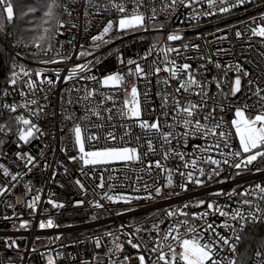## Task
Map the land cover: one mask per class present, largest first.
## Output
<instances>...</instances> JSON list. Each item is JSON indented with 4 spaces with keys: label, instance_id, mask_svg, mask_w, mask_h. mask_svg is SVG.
<instances>
[{
    "label": "built area",
    "instance_id": "obj_1",
    "mask_svg": "<svg viewBox=\"0 0 264 264\" xmlns=\"http://www.w3.org/2000/svg\"><path fill=\"white\" fill-rule=\"evenodd\" d=\"M169 0H148L146 15H150L152 7L160 9ZM66 11L61 15L60 21L63 28L55 32V40L59 42L56 49L45 51L40 59H32L19 55L6 47L19 61L14 66V71L19 73L17 83H10L12 73L4 80L0 79V164L4 165L12 174L20 173L22 179L11 181L10 176H4L0 170V188L8 187L9 192L0 195V261L3 264H48L47 256L51 254L55 264H139L137 257L144 255L146 264H153L157 253L151 248L154 243L163 242L165 233L177 219L185 217L166 216L168 210L183 209L189 214L190 224L198 232L202 233L203 239L210 237L208 232L203 231L207 223H214L216 231L230 238L235 243L233 231L221 227L225 217L210 215L206 220H199L191 217L193 213H201L205 207H196L198 201L213 202L225 210L239 209L242 213L254 211L248 205L239 203L243 199L240 196L228 197L227 195H214L217 192L229 193L235 190L242 192L256 184L264 186V160L257 159L248 169L237 170L230 164H224V159H233L230 152L238 151V143L233 135L228 141V146L221 144L220 148L214 147L217 137H202L192 135L187 139L173 140L172 145H165V148H175L185 154V160L174 156L166 161L162 160L165 167L173 172V185L167 186L166 173L157 169L145 171L149 162L161 159L159 155H148L142 158V162L134 163L129 168L123 164L98 166L92 169L89 166H82L79 161L70 159L72 156H79L74 146V135L72 128L75 123H81L86 127L87 133H96L101 138L99 142L86 143V150L93 147H102L105 144H117L137 147L136 136L142 135V130L133 126L124 141H105L104 136L107 130H112L117 137L125 135V126L131 125L132 121H125L118 115H114L111 122L107 120L109 113L106 109L121 107L126 93L123 90H114L102 87L97 81L104 76L121 72L127 73L129 59L136 60L148 72L154 61L163 67L162 56L158 49L161 46H171L180 50V54H170L177 65L189 63L191 73L204 85L205 97L195 95L200 91L193 88L190 93H175L178 86L177 80H170L165 86L162 81L169 77V73L161 71L159 74H150L147 79L128 78L126 83H135L141 93V104L146 109L142 118L153 120L159 117L165 131L172 130L177 133L184 131L182 127H176V121L171 112V100L169 108L162 109L161 94L167 92L176 95L185 103L192 101L201 104V110L196 117L201 119L213 116V123L219 122L222 127L220 131L234 133L231 121L234 119V112L237 107L247 104L250 107V115H255L259 110L257 97L253 92L257 87L264 89V43L259 38L251 37L249 27H254L264 17V0H246L243 5L232 8L230 12L220 13L212 9L214 15H203L209 11L206 0L193 4L191 7L176 5L175 10L160 12L156 18L154 27L149 24L148 30H138L130 33L109 34L111 42L101 44L94 41L105 23L109 20H117L118 13L114 9L100 11L105 0H59ZM131 8V5H128ZM145 11V9H141ZM236 31L243 33L242 37L235 36ZM178 33L182 38L177 41L167 42V35ZM109 37H105L108 39ZM226 37V39H223ZM5 44V42H3ZM95 44H101L95 47ZM157 49L151 55L145 57L148 50L153 46ZM187 44L189 47L184 48ZM192 45H199L196 50ZM15 47L20 48L19 43ZM89 51L92 54L80 57L81 51ZM38 53L35 47L31 51ZM205 59H201V57ZM211 58V62L207 59ZM61 58H63L61 60ZM55 59L58 63H42V61ZM125 61L124 64L120 60ZM90 64L91 71L81 73L80 76H95L96 80L81 79L80 76L71 80H65L70 70L83 63ZM219 64L220 67H216ZM241 69L237 72L236 66ZM231 66V67H230ZM23 67L33 73L31 80L36 81L35 71H43L44 77L55 81L53 85L47 83L38 84L34 91L26 87L29 77H24L20 72ZM134 67V65L132 66ZM59 72V79L56 73ZM244 72L248 75L245 76ZM241 78V91L232 95V82L236 76ZM43 78V77H42ZM249 81H252L249 84ZM219 83L220 87H217ZM95 90V95L88 101L83 100L86 91ZM23 92V95L21 93ZM147 93L145 101L144 93ZM264 95V92L261 93ZM112 96L113 99L105 100L104 97ZM35 99L36 105H22ZM71 100L73 103L69 104ZM204 101L207 106L204 107ZM5 105H16L17 110L12 112ZM256 105V108H251ZM96 108L101 113V118L92 116L86 112V107ZM215 109V111H213ZM168 111L170 115L165 117L162 113ZM24 116L31 119L40 129L35 133V138L25 144L18 142V133L24 126L18 122L17 117ZM68 116L74 119H68ZM102 125V127H97ZM86 133V134H87ZM139 145L143 151H147L144 140ZM210 149L209 151H201ZM18 153H27L34 158L35 166L31 171L25 167V162L18 159ZM223 153V155L221 154ZM211 156L221 161L218 176L208 179L209 173L216 165L203 163L199 157ZM197 159L198 167L204 169L206 175L199 178L204 181L202 185H196L181 176L180 172H187L184 163ZM81 167L84 173H81ZM67 169V171H65ZM105 169H108L106 171ZM178 170V171H177ZM239 171V174L237 172ZM104 175L105 187L99 188L98 177ZM111 175L113 179L108 180ZM125 176L128 179H125ZM137 176L142 179L137 180ZM194 176H199L194 172ZM79 179L84 184L81 189L75 181ZM145 183L148 188L145 189ZM16 187L13 188L12 185ZM30 184L34 189L32 195L25 196L24 185ZM186 184L187 190L180 185ZM160 187L159 196L155 188ZM138 189V191L136 190ZM39 191L41 202L33 213L30 208L25 207L24 201H31L32 196ZM125 195L129 197H147L149 193L152 199H132L130 203L123 201L112 202L102 199L103 194ZM63 204L62 208H53L47 203L48 199ZM255 200V198H253ZM99 202L103 207H96ZM264 209V202L255 201ZM185 204L190 205L184 209ZM53 220L51 228H40L42 221ZM22 221H28L27 228H20ZM239 231L240 240L236 244L235 254L227 248L219 249L220 256L217 259H236L238 263L240 246L246 230L250 226H261L264 220L252 223L248 222L242 231L240 224L229 220ZM158 225V228H154ZM139 228L141 231L137 232ZM185 229L181 228V232ZM111 233V235H108ZM175 235V233H173ZM118 238V239H117ZM133 243L140 244L139 249H134L127 243L129 239ZM15 241L18 248L7 249L5 242ZM99 240V247L97 246ZM115 243L123 245L120 252L113 251ZM167 250V249H165ZM258 251L264 253V247ZM255 252L251 264H264V256L257 257ZM130 257L125 261L124 257Z\"/></svg>",
    "mask_w": 264,
    "mask_h": 264
},
{
    "label": "snow or ice",
    "instance_id": "obj_2",
    "mask_svg": "<svg viewBox=\"0 0 264 264\" xmlns=\"http://www.w3.org/2000/svg\"><path fill=\"white\" fill-rule=\"evenodd\" d=\"M91 3V0H89ZM147 2L148 0H105L103 6L99 7L98 10L105 11L114 9L118 13V19L113 21L109 20L103 26L101 32L93 37L94 41H100L101 44H107L111 42V37L109 34L113 31L117 33H130L138 30H148L150 22L155 24L156 18L160 12L167 11L169 9L175 10L176 5L179 3L184 7H191L193 4L200 3L201 0H169L165 3L163 7L157 9L152 7L150 10V15H146L147 11ZM208 4L209 11L204 12L203 15H214L215 13L212 9H217L220 13L230 12L232 8L243 5L246 0H206ZM131 5V8L128 7ZM47 11L45 12V19L43 23L38 27L43 29V35H38L33 40L34 46L37 49L43 47V42L47 39H51V34L63 28V23L60 21L59 16L66 11L64 6L57 2V0H49L47 4ZM0 9L6 15L8 21H12L14 18V8L11 3V0H0ZM145 9V11H141ZM31 11V10H30ZM45 25H47L45 27ZM248 31L251 37L259 38L261 43H264V17H261V22L256 23L254 27H249ZM243 33L241 31H236L235 36L237 38L242 37ZM105 37H109L105 39ZM182 37L178 33H170L167 35V42L180 40ZM226 39V37H223ZM101 44H95V47H100ZM189 46L184 45V48L187 49ZM196 50H199V45H192ZM157 49V46L154 44L146 53L143 59H146L148 55H151L154 50ZM48 51V49H45ZM159 54L162 56L163 67L160 66V63L154 61V66H150L149 71L146 72L145 68L136 60L129 59L126 63L129 66L127 73H121L119 71L110 73L104 76L102 79L97 82L102 87L112 88L114 90H123L127 95L123 100L121 107L116 109L115 113L112 108L106 109L109 113L107 120L111 122L114 118V115H118L121 119L125 121H132L131 125L125 126V135L117 137L112 130H107L106 135L103 137L105 141H124L125 137L129 135L130 130L133 126H137L142 130V135L136 136L134 139L137 142V147L124 145L118 146L117 144H105L102 147H93L91 144L90 150H86V143L89 142H99L100 136L96 133H87L86 127H82L81 123H75L72 128V133L74 135V146L79 152V156L70 157L73 161H79L82 166H89L92 169H95L98 166H107L114 164H123L125 168H129L134 163L142 162L143 157L148 155H159L161 159H156L154 162H149L145 168V171H150L152 169H157L160 172L166 173L167 186L171 187L173 185V172L165 167L162 163V160L166 161L170 156H174L180 160H185V154L177 151L175 148H165V145H172L173 140L179 141V139H187L192 135H200L202 137H217V141L214 145L215 148L219 149L221 144L225 147L228 146V141L234 135L239 141V150L230 152L229 155L233 157L230 161L229 159H224V164H230L237 170L248 169L257 159L264 160V95H261L264 92V89L257 87L253 92L257 99V104H259V110L256 111V114L250 115V107L245 104L241 107H237L234 112V119L231 121V127L235 130L234 133H228L225 131H220L222 125L219 122H212L213 116L209 113L208 116L201 119H197L202 105L194 103L192 101H187L186 103L178 98L172 93H163L160 96L162 101V109L169 108V101L171 100V112H174L172 116L173 120L176 121V127H182L183 132L177 133L172 130V126H168L169 130L165 131L161 120L159 117H156L153 120L142 118L146 109L142 107L141 104V93L138 91V88L135 83L129 84L126 83L128 78L135 79H147L150 74H159L161 71L169 73V77L164 79L162 83L167 86L170 80H177L178 86L175 89V93L179 94L181 92L190 93L193 88H199L200 91L196 92L195 95L205 97L207 94L204 92V85L197 80L196 76L193 75L190 71L191 65L189 63H184L182 65H177L174 59L170 58V54L176 53L180 54V50L171 46H161L158 49ZM92 53L85 50L79 53L80 57H85L91 55ZM63 58H61L62 60ZM205 59V57H201ZM211 62V58H207ZM55 59H50L42 61V63H58ZM92 62L78 64L74 66L68 75L65 77V80H71L74 77L80 76L81 73L90 72V64ZM121 64H124L123 59L120 60ZM134 65V67H132ZM216 67H220L219 64H216ZM231 67V66H230ZM237 72H240L241 69L239 66H236ZM20 72L24 77H29L26 81V87L30 91H34L38 84L47 83L48 85H53L54 80L44 77L43 71H35L34 75L37 77L36 81L31 80L32 72L20 68ZM244 75L247 76L248 73L244 72ZM19 73L13 71L12 79L10 83L15 85L17 83V78ZM57 79H59V72L56 73ZM43 77V78H42ZM81 79L96 80L95 76H80ZM252 81H249L251 84ZM219 88V83L217 84ZM241 91V78L239 75L236 76L235 80L232 82L231 92L233 96H236L237 93ZM23 95V92L21 93ZM95 95V90L86 91V94L83 97V100L88 101ZM145 101L147 100V93H144ZM105 100L113 99L112 96L104 97ZM69 104L73 103L71 100L68 101ZM28 104L36 105L37 101L35 99L28 101L27 104L22 105L27 107ZM203 106H207V102L204 101ZM9 108L10 111L15 112L17 110L16 105H5ZM251 108H256V105H252ZM215 111V109H213ZM86 112L90 113L92 116L101 118V113L93 107H86ZM171 112L165 111L162 114L167 117ZM68 119H74L72 116H68ZM18 122L24 127L20 129L18 133V142L22 141L27 144L30 139L35 138V133L39 132L40 129L32 122L31 119L25 118L24 116L17 117ZM102 119V118H101ZM97 127H102L98 125ZM2 130V129H0ZM87 133V134H86ZM141 139L144 140V146H146L147 151H143L142 147L139 145ZM2 143V142H0ZM210 149H203L201 151H209ZM223 155V153H221ZM18 159L25 162V167L31 171V167L35 166L34 158L27 153H18ZM199 160L203 163H208L211 165H216V168H213L209 173H207L208 179L211 180L213 176H218L220 171L221 161L213 159L211 156L208 157H199ZM185 169H191L187 172H180L181 176L186 177V180L190 183L196 185H202V181L199 177L205 176L206 173L203 168L198 167L197 159H192L190 162L184 163ZM0 170H2L4 176H10L11 181H18V177L22 179L20 173L12 174L9 169L4 165L0 164ZM108 171V169H105ZM67 171V169H65ZM178 171V170H177ZM194 172H198L199 176H194ZM81 173H84V168L81 167ZM239 174V171L237 172ZM113 179L111 175L108 176V180ZM125 179H128L125 176ZM142 179V177L137 176V180ZM99 188L105 187V177L100 175L98 177ZM75 183L81 188L84 189V184L81 183L79 179ZM13 188L16 187L15 184L12 185ZM25 193L23 195L30 196L32 195L34 189L30 184L24 185ZM145 189L148 188V185L145 183ZM180 187L183 190H187V185L182 184ZM138 191V189H136ZM6 192H9L7 186L0 188V195H4ZM155 193L157 196L161 193V188L156 187ZM214 195H227L228 197L240 196L243 197L239 203L243 205H248L250 208L255 210L249 213H242L239 209L236 210H225L216 203L206 202L204 200L198 201L196 207H205L206 210L201 213H193L191 217L206 220L210 215H219L220 217H225L221 223V227L229 228L233 231L235 243L226 238L223 235H220L216 231V225L214 223H207L203 231L210 234L209 239L204 240L202 233L198 232L195 227L191 226L189 214L183 209L180 210H168L166 216L169 218L172 217H185L184 219H177L169 230L165 233L163 237V242L154 243V246L151 248L153 253H157L156 260L153 264H224L225 258L217 259L220 256L219 249L227 248V250L233 254L236 251V244L240 240L239 231L235 228L234 224L229 223L230 221L238 222L240 224V230L248 222H258L264 220V209L260 207L255 201L264 202V186L256 184L248 189H245L242 192H236L233 190L229 193L217 192ZM152 199L151 193L147 197H129L125 195H109L105 192L102 196V199H106L112 202L123 201L124 203H130L132 199ZM255 198V200L253 199ZM41 202V194L39 191H36V194L32 196L31 201L25 199V207L30 208L34 213L37 210V206ZM47 203L51 204L53 208H62L64 205L57 203L51 198L48 199ZM96 207H103L99 202L95 204ZM190 205L185 204L184 209H187ZM29 225L28 221H22L20 228H27ZM40 228H51L54 226L53 220L48 219L46 222L42 221L40 223ZM154 228H158V225H154ZM181 228H184L185 231L181 232ZM137 232L141 229L137 228ZM175 233V235H173ZM111 235V233H108ZM118 239V238H117ZM97 246L99 247V240H97ZM134 249H139L140 244L133 243L130 238L127 241ZM5 247L7 249L18 248V245L13 240L11 242H5ZM167 249V250H165ZM123 250V245L120 243H115L113 251L120 252ZM256 256L262 257L264 253L257 251ZM130 257L125 256L124 260L130 261ZM139 264H146L145 256L139 255L137 257ZM48 264H55V259L51 254L47 256ZM0 264H3L0 261ZM10 264V261H9ZM227 264H237L235 257L227 259Z\"/></svg>",
    "mask_w": 264,
    "mask_h": 264
},
{
    "label": "trees",
    "instance_id": "obj_3",
    "mask_svg": "<svg viewBox=\"0 0 264 264\" xmlns=\"http://www.w3.org/2000/svg\"><path fill=\"white\" fill-rule=\"evenodd\" d=\"M11 3L14 8L12 21H8L0 9V79L2 80L7 78L14 71V66L20 63L6 47L21 56L40 59L45 49H56L59 44L55 40L54 32L51 34L50 40L46 39L43 42V47L38 49V53L31 52L35 48L33 43L35 37L44 34L43 29H38L37 26L41 25L45 19L49 0H11ZM61 17L62 15L59 16V19ZM16 43H19L21 47H15ZM262 247H264V224L248 227L240 246L237 264H251L255 252Z\"/></svg>",
    "mask_w": 264,
    "mask_h": 264
},
{
    "label": "rangeland",
    "instance_id": "obj_4",
    "mask_svg": "<svg viewBox=\"0 0 264 264\" xmlns=\"http://www.w3.org/2000/svg\"><path fill=\"white\" fill-rule=\"evenodd\" d=\"M152 27H154L153 25H152ZM235 131V130H234ZM236 140H237V143H238V147H239V141H238V139L236 138Z\"/></svg>",
    "mask_w": 264,
    "mask_h": 264
}]
</instances>
